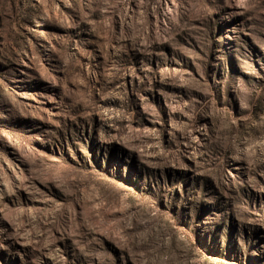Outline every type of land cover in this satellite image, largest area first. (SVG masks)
<instances>
[{
  "label": "rangeland",
  "instance_id": "374dc122",
  "mask_svg": "<svg viewBox=\"0 0 264 264\" xmlns=\"http://www.w3.org/2000/svg\"><path fill=\"white\" fill-rule=\"evenodd\" d=\"M0 264H264V0H0Z\"/></svg>",
  "mask_w": 264,
  "mask_h": 264
}]
</instances>
